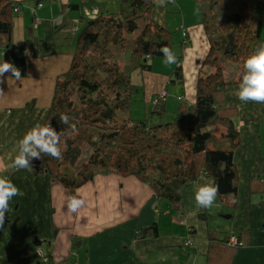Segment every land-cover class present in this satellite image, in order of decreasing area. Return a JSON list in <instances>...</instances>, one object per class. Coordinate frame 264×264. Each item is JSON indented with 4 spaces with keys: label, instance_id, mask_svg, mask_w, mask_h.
Segmentation results:
<instances>
[{
    "label": "trees",
    "instance_id": "obj_1",
    "mask_svg": "<svg viewBox=\"0 0 264 264\" xmlns=\"http://www.w3.org/2000/svg\"><path fill=\"white\" fill-rule=\"evenodd\" d=\"M197 2L210 45L201 69L210 71L205 77H198L195 101L189 103L176 97L180 103L176 109V99L172 101L168 94L163 98L158 94L152 98L151 110H147L144 120L129 117L135 94L140 91L135 73L153 72L156 59H163L160 47L168 46L173 52L172 33L153 20L152 0H121L118 11L100 15L79 34L71 67L58 77L42 123H49L60 132L65 126L59 118L65 114L70 124L76 125L77 132L62 137V159L43 156L39 159V170L30 172L50 178L52 163L58 170L67 167L70 173H65L59 183L71 188L82 187L98 175L135 178L148 186L157 200L174 204L180 202L179 191L184 185L208 176L219 185L216 201L231 215L234 213L239 201V177L234 161L240 146L236 126L239 108L228 104L227 87L239 84L244 61L264 43L263 22L257 13V0ZM15 11H20V6L0 0V52L22 75L26 67L25 50L12 43ZM34 16L37 18L36 13ZM117 51L122 53V66L116 60ZM177 59L167 86L183 83L181 61ZM228 63L239 68L232 81L225 76ZM138 86L143 93V84ZM154 118L158 120L154 122ZM79 159L84 165L73 173ZM153 229L157 230L156 225L145 232ZM236 237L238 245L230 246V235L209 232L206 264H215L214 255L219 252L227 253L230 259L250 243L245 235ZM47 257L48 264H57L50 254ZM67 263L75 264L74 260Z\"/></svg>",
    "mask_w": 264,
    "mask_h": 264
},
{
    "label": "crops",
    "instance_id": "obj_2",
    "mask_svg": "<svg viewBox=\"0 0 264 264\" xmlns=\"http://www.w3.org/2000/svg\"><path fill=\"white\" fill-rule=\"evenodd\" d=\"M7 1L16 7L20 6V11L13 12L12 43L27 49L31 56L25 55L26 67L20 80H16L11 73H5L2 78L4 82L0 83V89L4 92L0 96V129L3 128L0 132V165L12 172L6 173L4 177H8L22 193L11 200L5 223L0 226V264H41V257L48 254L57 264H66L68 260L81 264L82 252L72 250L75 242L73 237L77 236L74 233L64 235L66 224L57 216L64 204L59 198L65 194L60 184L52 183L48 177H33V173L26 169L12 170L6 166L16 154L17 141L37 123L42 125L47 117L57 79L68 72L73 62L79 34L90 21L108 12L115 0ZM38 4H43V7ZM96 8L100 9L98 16L93 12ZM32 9L36 10L37 18ZM256 9L263 22L264 36V0H257ZM170 14L180 21L178 30H181L182 44L185 46V61L179 63L184 76L181 84L183 94L178 95L177 99L193 103L198 78L188 67V61L190 55L199 64L201 59L207 57L210 51L208 36L201 24L197 0H175V4L159 9L155 6L152 17L168 28ZM184 31L188 36L187 44L184 43ZM198 39L202 45L196 47ZM4 61L5 54L0 52V64ZM154 66L153 72H144L141 76L144 86L145 80L149 84L152 78H155L152 84H161L162 78L158 79L153 74L161 75L157 66L165 65L157 62ZM173 70L170 73L166 70L163 74L168 81ZM237 72L238 67L235 69ZM227 75L228 70L225 71L226 78ZM8 78L12 80L7 82ZM188 78L191 79L189 82ZM237 87L236 84L227 87L228 104L239 108L236 126L240 132V146L234 157L239 177V201L234 213L231 215L230 211L215 201L210 209H200L196 216L185 219L189 212L196 210V186L214 182L212 178L202 176L180 189L179 203L163 200L166 202L163 211L148 207L149 216L153 217L152 225L147 222L122 227L123 222L113 221L108 226H95V233H98V228L107 227L102 232L107 238L95 244L96 252L100 255L98 258L102 259L103 264H206L208 233L215 231L220 232L221 236L245 235L250 239V243L236 251L230 259L224 252L214 255L215 264H264V104L241 103L235 96ZM164 90L168 92L169 100L176 99L167 88ZM160 93L146 94L144 103L147 109L151 107L152 98ZM98 176L114 177L120 182L130 181L132 184L136 182L140 190L153 196L151 189L135 178L114 174ZM224 216L231 217L225 219ZM154 225L157 230L145 232ZM96 236L101 239V234ZM82 241L81 246L84 247L85 242ZM66 245L69 249L63 252ZM84 253L91 255L90 247ZM56 255L65 256L59 258ZM226 258L228 262L223 263Z\"/></svg>",
    "mask_w": 264,
    "mask_h": 264
},
{
    "label": "rangeland",
    "instance_id": "obj_3",
    "mask_svg": "<svg viewBox=\"0 0 264 264\" xmlns=\"http://www.w3.org/2000/svg\"><path fill=\"white\" fill-rule=\"evenodd\" d=\"M117 3V4H116ZM184 6H187L186 2H183ZM115 7V9L113 8ZM120 7V0H115L114 4H112L109 8V12L113 13L119 10ZM172 14L168 16L169 24H168V30L172 33L171 40H172V48L174 51V54L176 57H178L181 62H184L183 59V53L185 50V46L182 44L183 39L181 38L180 32L181 30H178V24L180 21L176 18H174ZM188 38V36H187ZM190 43L186 46H188ZM201 40L198 39L196 43V47L201 46ZM116 60L118 61L119 65H124V60L122 58V53L120 51H117L116 53ZM157 62H161L165 65V67L157 66L158 71L161 73L159 74H153L158 79L162 78L161 84H152V82H155V78H152V80L146 85H143V93L141 91V88L138 86V84L142 85V78L141 76L144 75V73H140L139 71L135 74L137 75L135 84L140 89L139 93L135 94L134 102L131 105V111L129 113V117L133 120H144L145 119V113L151 108L149 107L147 109V105H145V97L146 94L149 92H163L164 89H168L172 97H177L178 95L183 94V87L181 85H172L167 86L169 84L168 78H166L165 72L166 70H169V73L171 70H175V64L173 65H166L164 63V59H156ZM203 63L204 59H201ZM189 66L191 71L195 72L197 78L199 76L205 77L209 73L208 68L201 69V63L199 64L198 61H194L193 56L190 55L189 57ZM236 65L234 64H227V70L228 75L234 76ZM173 70V71H174ZM202 71V73H201ZM167 73V74H169ZM228 76V80H233V77ZM148 79V78H147ZM149 80V79H148ZM191 79L188 78V82ZM198 80V79H197ZM157 94V93H155ZM154 94V95H155ZM153 100V99H152ZM152 103V102H151ZM151 105V104H150ZM172 106V104H169ZM180 103L175 101L176 109L179 108ZM157 119L154 118V122H156ZM168 120V119H167ZM88 149V148H87ZM12 150V148H11ZM87 158H85L82 162H86ZM39 162V160H37ZM80 161V159H79ZM81 161L77 163V165L72 169L73 173L79 171V169L84 165ZM40 164H38L36 167L39 168ZM52 169L50 170V178L49 176L44 175H35L33 174V177H48L49 180L52 183H59L60 179L64 176L65 173L69 174L70 172H67V167H60L61 169L58 170L57 166H54L53 163L51 164ZM34 169V168H32ZM39 170V169H38ZM71 170V169H69ZM29 171V170H28ZM30 172V171H29ZM6 173L11 174L12 172L10 170L5 169L4 166L0 165V177H4ZM32 173V172H31ZM45 173V172H44ZM78 176V174L75 173V177ZM79 183V182H78ZM123 183V185L121 184ZM135 184L130 183V181H123L120 182L117 180V178L114 177H99L95 176L93 180L89 181L87 184L83 185L82 187H65L62 186L60 183V187L63 188L65 191V194L60 197L59 199L64 203L63 209L57 213V216L59 220H63L62 222L66 225V228L63 231L65 234H75L77 237H73L74 243L72 248L77 249L76 251H81L80 259L81 264H103L102 259L98 258L100 257L99 254H97L96 249L97 246L95 245L99 244L101 241L104 242V239H106V234L104 232L107 227H102L101 229L98 228L95 231H93V228L95 226H108L111 222H119L122 224V227H133L134 225L144 224L147 222H150V224H153V217L149 216V208L151 207L153 210H159L163 211L166 206L165 201L157 200L154 196H149L146 194L147 192L142 191L139 189L138 184L134 182ZM61 190V189H60ZM75 197L78 202H81L79 206L77 207L76 211L69 210V204L71 203V198ZM161 214H163L161 212ZM168 222V221H167ZM169 226L170 223L168 222ZM121 226V225H120ZM171 227V226H170ZM96 228V227H95ZM101 232V233H100ZM101 234V239L99 236ZM63 236V235H62ZM82 237H84L82 240H84V247H82L81 242L79 241ZM69 238V237H68ZM90 247L91 255H87L86 252L88 248ZM69 249V246L66 245L63 252ZM62 252V253H63ZM89 252V251H88ZM84 253V254H83ZM89 254V253H88ZM57 257H64L65 255H56ZM77 259V258H76ZM79 260V259H77ZM99 260V261H98Z\"/></svg>",
    "mask_w": 264,
    "mask_h": 264
},
{
    "label": "clouds",
    "instance_id": "obj_4",
    "mask_svg": "<svg viewBox=\"0 0 264 264\" xmlns=\"http://www.w3.org/2000/svg\"><path fill=\"white\" fill-rule=\"evenodd\" d=\"M152 3L159 9L165 8L170 4H175V0H152ZM93 12L98 16L100 9L96 8ZM158 51L162 53L166 65H173L179 62L176 55L168 46H162ZM24 55L30 57L31 53L25 49ZM243 69L235 96L241 103L264 104V43H260L254 52L244 61ZM5 73H11V76L15 77L16 80L21 79L20 69L11 62L4 61L0 64V83L4 82L2 78ZM9 80L12 79L8 78L7 82ZM2 95H4V92L0 89V96ZM69 121V116L61 114L59 122L65 127L60 132L52 128L49 123L47 125L39 123L34 125L17 141L16 154L12 158L11 163L6 167L12 170H32L31 162L33 159L39 160L43 156H50L57 160L62 159L63 153L60 147L62 137L77 132L76 125L70 124ZM19 195H22L20 189L8 177H0V226H3L5 223L6 214L10 211L11 200ZM218 195L219 185L215 182L197 185L194 197L196 210L189 212L185 219L187 220L188 217L196 216L197 211L200 209H210ZM80 203L75 197L71 198L69 210L76 211ZM40 261L48 264L49 258L47 255H44Z\"/></svg>",
    "mask_w": 264,
    "mask_h": 264
},
{
    "label": "built area",
    "instance_id": "obj_5",
    "mask_svg": "<svg viewBox=\"0 0 264 264\" xmlns=\"http://www.w3.org/2000/svg\"><path fill=\"white\" fill-rule=\"evenodd\" d=\"M41 6L42 5H39V7H41ZM32 12L35 14L36 13L35 12V9H32ZM183 36H184L185 43H187L188 41H187L186 31H184ZM166 96H167V93L166 92H163L161 94V97L162 98L163 97H166ZM179 100H182V98H179ZM153 103L155 104V103H157V101H153ZM228 243H229L230 246H236V245H238V239H237L236 235H230V238L228 239Z\"/></svg>",
    "mask_w": 264,
    "mask_h": 264
},
{
    "label": "water",
    "instance_id": "obj_6",
    "mask_svg": "<svg viewBox=\"0 0 264 264\" xmlns=\"http://www.w3.org/2000/svg\"><path fill=\"white\" fill-rule=\"evenodd\" d=\"M38 164H40V162H38L37 159H33V161L31 162V165L33 166V168L35 170L39 169L38 167H36ZM224 217H225V219H230L231 216H224ZM35 245H40V243L39 244H35Z\"/></svg>",
    "mask_w": 264,
    "mask_h": 264
}]
</instances>
